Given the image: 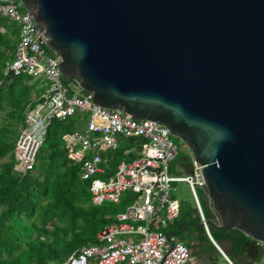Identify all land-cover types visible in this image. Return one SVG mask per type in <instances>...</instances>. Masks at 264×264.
<instances>
[{
  "label": "water",
  "instance_id": "1",
  "mask_svg": "<svg viewBox=\"0 0 264 264\" xmlns=\"http://www.w3.org/2000/svg\"><path fill=\"white\" fill-rule=\"evenodd\" d=\"M93 103L164 124L192 150L210 229L264 249V0H21ZM190 157L186 156L185 160ZM192 174L191 169L181 172ZM205 227L203 222L190 221ZM230 242V241H228ZM219 244L232 252L234 244ZM201 264H206L202 262Z\"/></svg>",
  "mask_w": 264,
  "mask_h": 264
},
{
  "label": "built area",
  "instance_id": "2",
  "mask_svg": "<svg viewBox=\"0 0 264 264\" xmlns=\"http://www.w3.org/2000/svg\"><path fill=\"white\" fill-rule=\"evenodd\" d=\"M21 0H0V17L15 22L20 40L14 58L0 77V86L8 76L30 75L44 80L43 100L31 107L15 147L16 168H32L38 151L46 143L49 125L55 118L65 120L86 113L87 121L65 135L68 156L81 166L80 177L90 181L92 202L120 203L130 194L131 203L117 214L116 220L97 233V242L73 251L63 261L50 264H189L191 248L168 228L180 215V201L174 196V183L185 182L193 195L201 222L218 251L229 264L233 261L213 237L202 207L198 188H205L202 169L193 156L194 171L175 175L171 167L183 150L173 133L161 123L132 118L124 110L101 107L92 101V94L80 86L73 90L65 82L58 67L60 55L48 52L47 39L32 14L23 9ZM128 139H140L136 146L125 149L132 159L118 163L114 173L104 154L119 149ZM184 151V150H183ZM264 249V241L259 240ZM29 264H38L32 262ZM246 264H264V258Z\"/></svg>",
  "mask_w": 264,
  "mask_h": 264
},
{
  "label": "trees",
  "instance_id": "3",
  "mask_svg": "<svg viewBox=\"0 0 264 264\" xmlns=\"http://www.w3.org/2000/svg\"><path fill=\"white\" fill-rule=\"evenodd\" d=\"M19 40V26L0 17V77L14 58ZM48 52L54 54L50 49ZM65 82L68 83L67 78ZM43 92L38 79L30 75L8 76L0 86V115L4 114L6 120L0 125V264L63 261L73 251L96 243L97 233L114 222L131 202L127 193L120 203L95 205L90 181L81 179L80 163L68 156L65 135L84 125L86 113L78 112L65 120L53 119L46 137L48 146L38 151L31 169L17 170L14 151L21 128L28 110L43 100ZM139 142L140 139H128L119 149L104 154L109 173H114L122 160L132 159L134 153L125 154V149ZM201 203L208 220L218 216L207 196ZM190 221L201 222L195 202L192 205L180 201V215L167 231L182 240L193 229H201L207 236L204 228L194 225L180 233ZM211 233L218 242H232L233 251L238 254L249 239L237 228L228 232L211 229Z\"/></svg>",
  "mask_w": 264,
  "mask_h": 264
},
{
  "label": "rangeland",
  "instance_id": "4",
  "mask_svg": "<svg viewBox=\"0 0 264 264\" xmlns=\"http://www.w3.org/2000/svg\"><path fill=\"white\" fill-rule=\"evenodd\" d=\"M11 22H13V21H11ZM14 23V22H13ZM19 42V41H18ZM68 83H69V85H70V87L73 89V90H75V91H77V92H80V88L79 87H75V85H77V83H76V80H68ZM38 86L41 88V90H43V88L45 89L46 88V83L44 82V80H38ZM33 95L35 96V93L33 92ZM4 122H6V120H5V115L4 114H2V115H0V125H2ZM176 138V140L178 141V144L180 145V147H181V149H183V150H181L180 151V153H182V154H184V155H187V156H189L190 157V159H192V157H193V153H192V150H191V148L184 142V141H182L180 138H178V137H175ZM48 144H49V142L48 143H45L43 146H42V148H45V147H47L48 146ZM175 161H174V163H173V165H172V167H171V171H172V173L173 174H175V175H181V173L180 172H178L177 170H176V168H175ZM184 175V174H183ZM198 190V194H199V196H200V199H201V201L203 202V200H204V197H205V191H204V189H202V188H198L197 189ZM173 192H174V196L179 200V201H184L185 203H187V204H192V205H194V198H193V195H192V193H191V191H190V188H189V186L185 183V182H176V183H174V190H173ZM123 199V198H122ZM122 201V200H121ZM105 203H107V202H105ZM131 203V202H130ZM129 203V204H130ZM125 210V209H124ZM124 210H122L121 212H123ZM32 221H36V222H38V220L36 219V218H33V219H31ZM48 227H52V225L50 224V225H48ZM31 232V230H29L28 231V233H30ZM227 253H228V255L231 257V259L232 260H235V256H234V252L232 251V252H230V251H227ZM213 255H214V260H215V262H214V264H229L228 262H227V260L225 259V257L222 255V254H216V253H213Z\"/></svg>",
  "mask_w": 264,
  "mask_h": 264
},
{
  "label": "crops",
  "instance_id": "5",
  "mask_svg": "<svg viewBox=\"0 0 264 264\" xmlns=\"http://www.w3.org/2000/svg\"><path fill=\"white\" fill-rule=\"evenodd\" d=\"M38 80H40V79H38ZM44 91H45V89H44ZM190 225H192V224H190ZM197 227H199V226H197ZM200 228H203V227H200ZM204 229H205V227H204ZM205 231H206V229H205ZM181 233H183V232H181ZM207 236L203 233V231L201 229H193V230L186 233V235L184 236L185 240L180 239V240L184 241L192 250L191 259H190L189 264H201L202 262H205L206 264H214L215 260H214L213 253L222 254L218 251L216 246L211 242L209 236L208 237ZM223 241L227 246H230V244H229L230 242H228V240H223ZM232 251H233V249H232ZM233 252H234V256H235V260H233V261L237 262L238 264H243L241 262V259L239 258L238 253H236L235 251H233ZM262 258H264V254H263ZM255 262H257V261H255Z\"/></svg>",
  "mask_w": 264,
  "mask_h": 264
},
{
  "label": "flooded vegetation",
  "instance_id": "6",
  "mask_svg": "<svg viewBox=\"0 0 264 264\" xmlns=\"http://www.w3.org/2000/svg\"><path fill=\"white\" fill-rule=\"evenodd\" d=\"M186 156L187 155L179 152L175 159V164L179 163V169L181 172H187L191 169V159L185 160Z\"/></svg>",
  "mask_w": 264,
  "mask_h": 264
}]
</instances>
